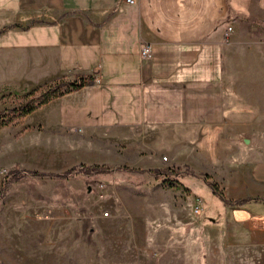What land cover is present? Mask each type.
Here are the masks:
<instances>
[{"label": "rangeland", "instance_id": "rangeland-1", "mask_svg": "<svg viewBox=\"0 0 264 264\" xmlns=\"http://www.w3.org/2000/svg\"><path fill=\"white\" fill-rule=\"evenodd\" d=\"M252 25L248 44L225 57L226 91L241 70L264 90V24ZM20 95H0V121ZM260 97L263 108L248 114L263 124L237 135L227 157L216 151L220 159L195 149L176 153L186 160L174 158L154 128L22 132L16 118L0 126V183L12 168L57 171L75 163L165 172L112 169L11 181L0 196V264H264V181L242 172L264 161ZM203 179L226 198L257 200L235 209Z\"/></svg>", "mask_w": 264, "mask_h": 264}, {"label": "crops", "instance_id": "crops-1", "mask_svg": "<svg viewBox=\"0 0 264 264\" xmlns=\"http://www.w3.org/2000/svg\"><path fill=\"white\" fill-rule=\"evenodd\" d=\"M256 22L264 0H0V95L89 74L16 117L18 130L154 128L174 158L195 149L220 159L216 151L227 157L237 135L263 124L248 112L263 108L264 90L241 70L226 91L224 73ZM244 170L264 181V161Z\"/></svg>", "mask_w": 264, "mask_h": 264}, {"label": "trees", "instance_id": "trees-1", "mask_svg": "<svg viewBox=\"0 0 264 264\" xmlns=\"http://www.w3.org/2000/svg\"><path fill=\"white\" fill-rule=\"evenodd\" d=\"M91 75L89 74H76L73 79H62L58 78L56 80L50 81V82H44L41 84H38L34 86L29 91L21 94L19 96V100L17 105L7 107L6 110L10 114V117L7 119H4L3 121H0V126L7 124L10 122L13 118L22 116L42 103L48 101L49 99L59 96L65 91L73 90L76 88H79L85 83H88L91 81ZM112 169H123V170H136V171H142L145 170L148 173H164L163 169L159 168H148V169H136V168H130L126 166H115L114 168L107 166V165H100L97 163L92 164H84V163H75L72 164L62 170L58 171H45V170H37L33 168H12L8 170L6 173L7 175L5 178L2 179L0 183V196L3 195L4 190L6 186L13 180H16L18 178H21L25 175H37V176H51V177H68L75 174H81V175H91L94 173H100V172H109ZM203 181L209 186L211 191L217 195V197L226 205L231 206L235 209H241L243 204L250 201V200H257L256 197L251 196H245L241 198H235L230 199L223 196V194L218 191L216 188V185L206 179H203Z\"/></svg>", "mask_w": 264, "mask_h": 264}, {"label": "built area", "instance_id": "built-area-1", "mask_svg": "<svg viewBox=\"0 0 264 264\" xmlns=\"http://www.w3.org/2000/svg\"><path fill=\"white\" fill-rule=\"evenodd\" d=\"M124 1L126 3H133L134 0H124ZM230 28L231 27L229 25H227L225 27V34H227L230 31ZM139 53H140V55H148L149 54V45H145V46L140 47ZM74 130L79 131L80 129L78 127H75ZM0 172L4 173V169H0ZM263 221H264V218H263ZM263 241H264V238H263Z\"/></svg>", "mask_w": 264, "mask_h": 264}]
</instances>
